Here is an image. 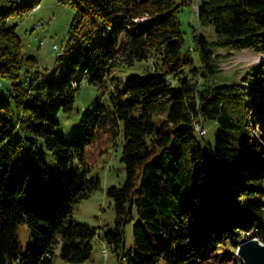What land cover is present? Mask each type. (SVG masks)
<instances>
[{"label": "trees", "instance_id": "trees-1", "mask_svg": "<svg viewBox=\"0 0 264 264\" xmlns=\"http://www.w3.org/2000/svg\"><path fill=\"white\" fill-rule=\"evenodd\" d=\"M44 1L0 0V264L90 260L98 232L75 205L102 189L120 147L126 177L108 190L115 227L101 238L121 264H244L241 243H264V58L242 82L218 77L220 51L264 55V0H57L74 15L51 69L23 27ZM195 7L216 40L196 28L185 38L182 13ZM85 78L97 98L60 134ZM207 121L215 142L197 125Z\"/></svg>", "mask_w": 264, "mask_h": 264}, {"label": "rangeland", "instance_id": "rangeland-1", "mask_svg": "<svg viewBox=\"0 0 264 264\" xmlns=\"http://www.w3.org/2000/svg\"><path fill=\"white\" fill-rule=\"evenodd\" d=\"M183 2V0H179ZM198 5V4H197ZM74 11L69 8H62L57 4V0H45L40 9L36 10L24 22V29L34 31L32 35L26 40L30 45V53L36 54L41 58V62L45 67L53 68L55 64L56 55L61 52L62 41L67 37L68 30L73 19ZM196 28L199 33L207 35L209 40L214 41L217 39L215 27L202 26L194 10L186 9L182 13V30L185 33V38L190 41L191 32ZM22 32V26L20 29ZM223 54L221 60L222 74L218 77V82H242L247 70L250 67L256 66L262 61L264 55L252 52L250 50L233 51H220ZM148 66L146 63H139L134 69L128 73L123 74L127 78L130 75L140 74L138 67ZM147 75L144 74V77ZM250 84V82L248 83ZM98 95L97 88L88 82L85 78L81 83L80 90L76 97V104L74 111L70 114L60 113L59 120L61 122L58 132L60 134L71 135L78 130L79 122L82 118L84 110L91 107ZM167 113V112H166ZM161 115L162 117L166 116ZM219 125L214 121L206 122L207 141L215 142L216 132ZM196 136L202 138L199 132L196 131ZM110 145L109 134H102L88 150L89 163L97 166L107 155V148ZM107 152V153H106ZM112 160L108 168L101 172L103 179V187L101 190L93 194L89 199L75 205L74 217L78 222L89 224L97 229V236L92 240L93 254L90 260L81 264H121L114 256L110 246L101 238V235L107 229L115 227L116 210L114 201L108 196V190L112 186H120L126 177L125 165L120 161L122 147L118 152L111 151ZM128 236L130 242L134 241L133 223L128 226ZM19 237L24 246V250L28 249L30 242V232L27 224H24L19 229ZM108 252L106 257L105 252ZM57 264H76L67 262L61 257H57ZM125 264V263H122Z\"/></svg>", "mask_w": 264, "mask_h": 264}, {"label": "water", "instance_id": "water-1", "mask_svg": "<svg viewBox=\"0 0 264 264\" xmlns=\"http://www.w3.org/2000/svg\"><path fill=\"white\" fill-rule=\"evenodd\" d=\"M198 9L194 8V13ZM238 255L244 264H264V243L257 237L245 240L238 248Z\"/></svg>", "mask_w": 264, "mask_h": 264}, {"label": "built area", "instance_id": "built-area-1", "mask_svg": "<svg viewBox=\"0 0 264 264\" xmlns=\"http://www.w3.org/2000/svg\"><path fill=\"white\" fill-rule=\"evenodd\" d=\"M198 125V127L200 128V132L202 133V134H207V129H206V127H204V125L203 124H197Z\"/></svg>", "mask_w": 264, "mask_h": 264}, {"label": "bare ground", "instance_id": "bare-ground-1", "mask_svg": "<svg viewBox=\"0 0 264 264\" xmlns=\"http://www.w3.org/2000/svg\"><path fill=\"white\" fill-rule=\"evenodd\" d=\"M105 255H106V256L108 255V252H107V251L105 252Z\"/></svg>", "mask_w": 264, "mask_h": 264}]
</instances>
